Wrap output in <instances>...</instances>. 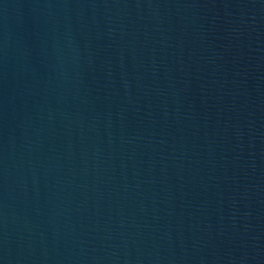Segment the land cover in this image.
Wrapping results in <instances>:
<instances>
[{
	"label": "water",
	"instance_id": "water-1",
	"mask_svg": "<svg viewBox=\"0 0 264 264\" xmlns=\"http://www.w3.org/2000/svg\"><path fill=\"white\" fill-rule=\"evenodd\" d=\"M0 264H264V0H0Z\"/></svg>",
	"mask_w": 264,
	"mask_h": 264
}]
</instances>
